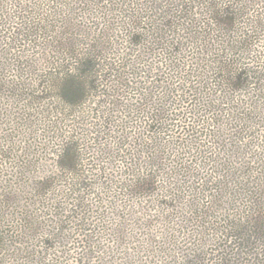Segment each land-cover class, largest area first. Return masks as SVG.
<instances>
[{
  "label": "trees",
  "instance_id": "obj_1",
  "mask_svg": "<svg viewBox=\"0 0 264 264\" xmlns=\"http://www.w3.org/2000/svg\"><path fill=\"white\" fill-rule=\"evenodd\" d=\"M0 156V264H264V0H0Z\"/></svg>",
  "mask_w": 264,
  "mask_h": 264
},
{
  "label": "rangeland",
  "instance_id": "obj_2",
  "mask_svg": "<svg viewBox=\"0 0 264 264\" xmlns=\"http://www.w3.org/2000/svg\"><path fill=\"white\" fill-rule=\"evenodd\" d=\"M50 150H48L47 151V155L44 157V162H45V164L49 167V168H51V166L53 167L54 165H55V162H56V150H55V148H53L50 152H49ZM49 152V153H48ZM1 160H3V158L0 156V163H1ZM54 168V167H53ZM45 175V174H44ZM41 176H43L42 174H41ZM93 183V182H92ZM92 192H93V190H91ZM90 194H92V193H90ZM92 195H94V194H92ZM91 198H94V197H91ZM91 198H90V200H91ZM107 199V201H108V199L110 200V198H109V196L107 195V197H106ZM158 201V200H157ZM159 201H161V200H159ZM97 202V203H96ZM99 202H100V200L99 199H95L94 198V201H92V203H91V201H90V203H89V205L91 206V204H93L94 206H91V209H94L95 210V212L97 211L96 210V207H97V205L99 204ZM156 204V203H155ZM105 205V204H104ZM108 205V204H107ZM104 207H106V206H104ZM151 208H153L154 207V205H152V206H150ZM120 208H121V205H120ZM120 213L122 214L121 216H122V219L124 218V217H126V213L127 212H125V214H123V210H121L120 211ZM156 215V217L155 218H153V228H152V230H154V233L155 234H160L163 230V226L162 225H160V216L161 215H158L157 213H155V212H153V213H150L149 215ZM141 216H145V215H141ZM140 216V217H141ZM157 216H159V217H157ZM145 218V217H144ZM129 225H134L133 227H131V226H129V228H127V230L129 231V232H131L130 234L132 235L133 233V231L135 232V229H136V232H138V236H137V238H136V240H135V242H138V241H143V239H142V236H141V233H144L143 231H140V229H142L141 227H137V225L135 224V222L134 223H132V222H130L129 223ZM166 225H168V224H166ZM147 232V231H146ZM135 235L133 234V237H134ZM133 237L131 238V239H133ZM109 243V242H108ZM112 246V245H111ZM133 247V251H129L130 253H132L133 255H135V256H137V257H142V258H146L147 257V255L148 254H139V252L137 253V251H135V250H137L135 247V245H133L132 246ZM136 252V253H135ZM144 258V260H146ZM148 260V259H147ZM146 260V261H147Z\"/></svg>",
  "mask_w": 264,
  "mask_h": 264
}]
</instances>
